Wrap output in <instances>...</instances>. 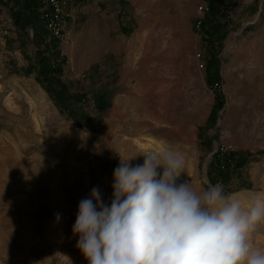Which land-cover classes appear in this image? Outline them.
Segmentation results:
<instances>
[{
  "label": "rangeland",
  "instance_id": "rangeland-1",
  "mask_svg": "<svg viewBox=\"0 0 264 264\" xmlns=\"http://www.w3.org/2000/svg\"><path fill=\"white\" fill-rule=\"evenodd\" d=\"M203 1H80L66 44L41 25L42 0H0V264H88L79 202L98 187L110 206L120 158L171 149L177 183L223 184L245 209L264 196V0H210L198 27ZM250 242L264 250V223Z\"/></svg>",
  "mask_w": 264,
  "mask_h": 264
},
{
  "label": "clouds",
  "instance_id": "clouds-1",
  "mask_svg": "<svg viewBox=\"0 0 264 264\" xmlns=\"http://www.w3.org/2000/svg\"><path fill=\"white\" fill-rule=\"evenodd\" d=\"M141 155L136 166L135 157L120 158L110 206L98 187L79 202L72 232L88 264H264V250L250 242L264 223V196L245 209L223 184L198 193L188 181L177 183L181 154Z\"/></svg>",
  "mask_w": 264,
  "mask_h": 264
},
{
  "label": "built area",
  "instance_id": "built-area-1",
  "mask_svg": "<svg viewBox=\"0 0 264 264\" xmlns=\"http://www.w3.org/2000/svg\"><path fill=\"white\" fill-rule=\"evenodd\" d=\"M84 0H42L39 11L41 25L49 35L61 43L70 42V33L67 29L66 21L70 17L74 3ZM220 10L225 12L228 7V0H220ZM210 0H205L197 7L198 19L197 26L202 27L207 16L212 13ZM11 30V20L7 17L0 19V42L3 43L5 37ZM232 146L222 148L224 152L231 149Z\"/></svg>",
  "mask_w": 264,
  "mask_h": 264
},
{
  "label": "bare ground",
  "instance_id": "bare-ground-1",
  "mask_svg": "<svg viewBox=\"0 0 264 264\" xmlns=\"http://www.w3.org/2000/svg\"><path fill=\"white\" fill-rule=\"evenodd\" d=\"M163 19H165V18H163ZM175 45V44H174ZM169 68H171V69H173V67L172 66H170ZM168 69V68H167ZM176 69V68H175ZM167 80V79H166ZM162 82L163 81H161V82H159L158 84H162ZM167 82H169V83H167ZM166 83L168 84V85H166L165 87H164V89H166L165 91H162L161 93H159L158 94V96L159 97H161V99H158L157 100V107H153L154 109H153V112H155L156 114H157V112H158V108H160L161 107V105H162V103L164 102V101H166L167 99H168V94L170 93V94H173V92H174V89H175V86H176V83H174V80H169L168 79V81H167ZM169 109V108H168ZM169 120V119H168ZM169 130V129H168ZM181 129L180 128H177V129H173L172 130V132H179ZM166 134V133H165ZM161 147L163 146V145H160ZM159 146V147H160ZM156 147H158V146H156ZM136 148V147H135ZM160 149V151H163V150H161V148H159Z\"/></svg>",
  "mask_w": 264,
  "mask_h": 264
},
{
  "label": "crops",
  "instance_id": "crops-1",
  "mask_svg": "<svg viewBox=\"0 0 264 264\" xmlns=\"http://www.w3.org/2000/svg\"><path fill=\"white\" fill-rule=\"evenodd\" d=\"M232 1H235V0H232Z\"/></svg>",
  "mask_w": 264,
  "mask_h": 264
}]
</instances>
